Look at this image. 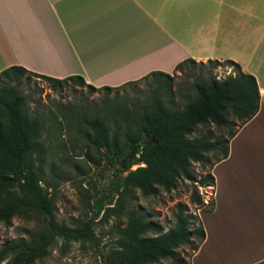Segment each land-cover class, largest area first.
<instances>
[{"label": "crops", "instance_id": "0c3cea01", "mask_svg": "<svg viewBox=\"0 0 264 264\" xmlns=\"http://www.w3.org/2000/svg\"><path fill=\"white\" fill-rule=\"evenodd\" d=\"M236 63L251 75L258 109L210 167L211 212L190 264L264 260V0H0V72L11 66L95 88L185 60ZM209 220L214 221L209 226Z\"/></svg>", "mask_w": 264, "mask_h": 264}, {"label": "trees", "instance_id": "16d2710c", "mask_svg": "<svg viewBox=\"0 0 264 264\" xmlns=\"http://www.w3.org/2000/svg\"><path fill=\"white\" fill-rule=\"evenodd\" d=\"M191 59L179 62L172 74L185 64H194ZM211 68L219 64L231 68V73L218 80L208 77L189 85L183 96V105H166L162 96L150 98L134 127V132H125L123 141L117 144L115 138L107 140L106 130L98 119L86 122L96 150H104L103 158L115 167L117 182L112 186L113 194L129 195L137 189L143 197L155 196L158 189L169 192L179 180L199 186H213L210 174L212 164L227 155L228 141L236 131L258 109L259 94L254 78L241 72L239 66L229 60L207 61ZM170 75L151 72L139 80L117 87L87 85L82 78L72 76L54 79L29 72L18 66H11L0 72V78L18 81L22 78L39 79L49 85L72 84L84 87L88 92L116 91L138 83L148 77ZM164 91L166 81L156 79ZM237 121L233 131L223 140L212 139L210 133L192 137L198 127H214L222 130ZM40 125L30 118L25 109L23 97L9 86L0 87V223H8L15 217L33 222L34 227L26 239L6 242L0 245V264H34L49 253L57 239L64 243L87 242L97 245L92 227L95 220L115 215L113 198L107 202L95 203L93 215L85 220H73L71 226L58 223L53 212L52 198L41 186L42 178L38 169ZM212 157L204 175L195 181L190 170L192 163L204 166ZM135 166L134 169H131ZM192 204L203 212H211L213 199L203 203L195 187L189 194ZM125 223L114 230L112 243L102 252L101 264H153L168 260L170 264H190L191 256L204 239V231L197 213L177 203L172 213L173 224L166 231L149 221L142 208L126 209L122 212ZM150 232L153 235L147 237ZM188 247L190 253L184 258L176 250ZM256 264H264V260Z\"/></svg>", "mask_w": 264, "mask_h": 264}, {"label": "rangeland", "instance_id": "374dc122", "mask_svg": "<svg viewBox=\"0 0 264 264\" xmlns=\"http://www.w3.org/2000/svg\"><path fill=\"white\" fill-rule=\"evenodd\" d=\"M229 73L231 68L222 64L211 68L207 62H195L183 65L170 78L148 77L109 92H88L71 81L49 85L33 78L18 81L0 78V87H13L23 97L29 117L40 125L37 139L39 151L33 157L38 158L41 186L51 195L56 221L71 226L73 220L88 219L93 215L96 202H107L110 198H113V202L109 207L114 206L116 212L110 217L99 220V216L95 220L92 232L98 241L97 245L87 242L64 243L57 239L48 255L34 264H101L99 255L112 243L115 228L124 225L122 212L126 209L142 208L149 221L163 231L172 226V213L177 203L185 205L189 212L198 213L200 210L190 202V190L195 187L206 204L211 198V186L179 180L174 189L169 192L158 189L155 196L143 197L137 189H131L127 197L113 194L112 186L120 175L103 158L104 150L98 151L92 145L93 132L86 122L98 119L106 130L107 140L115 138L120 145L125 132H134L140 114L155 94L161 95L166 105L180 109L189 85L205 81L209 76L220 80ZM156 79L167 82L164 91ZM237 123L234 121L233 125L222 130L212 126L198 127L192 137L210 133L212 139L221 141L228 132L234 130ZM212 160L209 157L202 167L194 163L190 165L195 181L204 175ZM213 222L209 220V226ZM33 227L32 221L18 216L11 218L8 223H0V245L25 240ZM152 235L150 232L146 234L147 237ZM176 251L184 258L190 253L188 247ZM153 264H170V261L160 260ZM197 264H202V261L199 260ZM218 264H224L223 259Z\"/></svg>", "mask_w": 264, "mask_h": 264}, {"label": "built area", "instance_id": "2783aa9c", "mask_svg": "<svg viewBox=\"0 0 264 264\" xmlns=\"http://www.w3.org/2000/svg\"><path fill=\"white\" fill-rule=\"evenodd\" d=\"M258 94H259V92H258Z\"/></svg>", "mask_w": 264, "mask_h": 264}]
</instances>
